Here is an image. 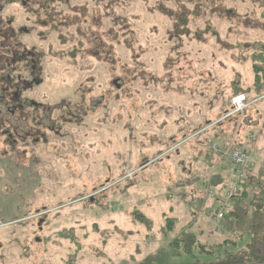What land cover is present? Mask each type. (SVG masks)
Here are the masks:
<instances>
[{"label": "rangeland", "instance_id": "obj_1", "mask_svg": "<svg viewBox=\"0 0 264 264\" xmlns=\"http://www.w3.org/2000/svg\"><path fill=\"white\" fill-rule=\"evenodd\" d=\"M221 9L232 14L223 12L220 21L207 18L199 34L204 43L187 45L188 29L178 24L167 46L143 47L150 60L145 55L142 66L127 64L132 82L122 96L112 95L109 106L106 101L79 133L68 131L42 160L41 171L36 168L11 185L0 183V204L5 201L10 211L0 216V264H214L233 253L226 248L214 258L199 256L196 249L192 255L173 249L179 232L191 225L194 234L188 238L194 237L201 223L195 216L171 213L174 201L167 198L190 180L189 171L195 175L212 168L217 153L199 141L215 122L220 126L209 132L211 138L228 130L225 139L240 141L247 140L244 124L250 123L246 128L256 131L248 142L255 170H264V134L259 130L264 129V97L251 93L250 60L264 48V0H222ZM238 93L246 96L248 107L222 121ZM241 143L228 139L213 150L220 146L217 156L223 158L234 145L244 148ZM198 145L201 163L193 157ZM18 204L30 208L31 218L3 223L16 217ZM35 208L45 210L42 221L33 218ZM206 234L215 242L221 239L211 229L202 232Z\"/></svg>", "mask_w": 264, "mask_h": 264}, {"label": "flooded vegetation", "instance_id": "obj_2", "mask_svg": "<svg viewBox=\"0 0 264 264\" xmlns=\"http://www.w3.org/2000/svg\"><path fill=\"white\" fill-rule=\"evenodd\" d=\"M221 2L0 0V183L40 170L68 131L79 133L112 95L122 96L132 82L126 66L143 65V47L167 46L178 24L188 29L187 45L204 43L206 6L208 19L232 14ZM0 206V216L10 212ZM33 212L42 221L44 210ZM16 214L3 223L31 218L23 204Z\"/></svg>", "mask_w": 264, "mask_h": 264}, {"label": "trees", "instance_id": "obj_3", "mask_svg": "<svg viewBox=\"0 0 264 264\" xmlns=\"http://www.w3.org/2000/svg\"><path fill=\"white\" fill-rule=\"evenodd\" d=\"M250 60L254 75L251 93L254 92L255 96L261 98L264 96V48L250 55ZM258 117L263 118L262 113L258 112ZM249 124L247 122L244 124V131L248 132L247 137L249 134L255 136L256 131L246 128ZM217 127L213 126L206 130L204 132L206 138L210 137L209 132ZM259 130L264 134V129ZM254 139L258 138L254 137ZM262 139L264 140V135ZM242 146L249 147L250 150L253 148L252 144L248 145L247 140L242 142ZM213 179H217L216 176ZM169 221L170 219L165 221L168 230L172 227ZM224 221L225 235L219 241L213 240L211 243L204 238L202 232L188 238L191 232L181 231L172 241L173 249L178 248L191 255L196 249L199 256L216 258L217 251L230 248L233 253L217 259L214 264H264V170L258 172L254 169L246 170L239 193L229 202Z\"/></svg>", "mask_w": 264, "mask_h": 264}, {"label": "crops", "instance_id": "obj_4", "mask_svg": "<svg viewBox=\"0 0 264 264\" xmlns=\"http://www.w3.org/2000/svg\"><path fill=\"white\" fill-rule=\"evenodd\" d=\"M208 123L209 122H206L205 125ZM218 129H220V128H218ZM227 132H228V130H222L219 132V135H216L214 138H211V137L206 138V136H203V137H201L203 142L199 141V143H201L199 145L203 144L205 149H209L207 147V145L205 144L206 139H208L207 144L209 143V141L212 140V142L217 141V143H219V145L222 146L223 143L227 142L228 139L232 140V138H231L232 136H230L228 139H225L226 138L225 134ZM220 137H223V138L220 139ZM237 141H238V139L235 140V142H237ZM241 142H243V141H241ZM199 145H198V148L194 149V151H193L194 156L193 157L200 159L199 163H201L203 152H200L201 150L199 149ZM241 145H242V143H241ZM261 152H262V149H261ZM251 154H252V152H251ZM252 156H253V154H252ZM212 158H213V162L211 164L212 168L207 170V171H209L207 174H206L207 171L202 172V170L199 169V171H197V173L195 174L197 176H195L193 174V171L191 170L188 173V174H190V177H189L190 180L186 181L185 184H182L179 187H175V190H176L175 195L172 194V196H173L172 201H174V204L169 208V211L171 213L181 212L183 215L188 216L190 219H194L192 216H195L198 220L197 222L199 223V221H200V223H201V224H197L195 226L196 228L199 227L198 231L195 233V235H197L198 232H204L205 229H211V231L214 234H216V235L219 234L221 237H223L225 235V233H224L225 221L222 220V222H221L222 223L221 230H216V227L211 223L210 215L215 213V211H216L215 208L217 206V202L215 203L211 199L206 198L205 194H206V189H208L209 186L210 187L214 186L215 191L222 194L223 189L225 187H227L232 180L233 168H232V165L228 162V160L226 158H221V157H218L217 155H214V154H213ZM189 167H192V164H190ZM255 167H256V165L253 168L254 171H255ZM195 169H198V168H195ZM200 172H201V174H200ZM214 176H216L217 179H213ZM210 181H212V183L217 182V184L216 185L212 184V186H211L209 184ZM229 188L230 187H228L227 189H229ZM196 207H199V208L196 210V209H194ZM190 228H191V225H188V228L186 230H182V231H187V232L193 233L190 230ZM204 238L213 242V238L209 234H206V236H204Z\"/></svg>", "mask_w": 264, "mask_h": 264}, {"label": "built area", "instance_id": "obj_5", "mask_svg": "<svg viewBox=\"0 0 264 264\" xmlns=\"http://www.w3.org/2000/svg\"><path fill=\"white\" fill-rule=\"evenodd\" d=\"M229 106L231 112L225 115L221 120H228L237 115L243 114L245 109L248 107L247 99L244 94H236L229 100ZM216 148V146H214ZM217 150V149H216ZM227 158L229 162L235 167L233 183L231 187L225 191L224 197L228 198L238 192L239 183L244 178V172L246 169H250L253 166V160L249 153L244 150H240L235 145L227 150L223 155ZM207 198H214V193L208 191L206 192ZM197 208V207H196ZM226 204L225 202H220L218 211L215 216L211 217V222L217 227H220V221L223 218L225 212Z\"/></svg>", "mask_w": 264, "mask_h": 264}]
</instances>
